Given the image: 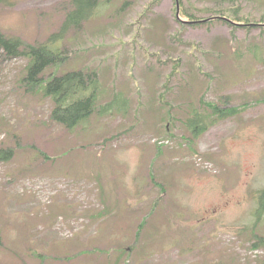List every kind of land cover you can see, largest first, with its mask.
<instances>
[{
	"label": "rangeland",
	"instance_id": "obj_1",
	"mask_svg": "<svg viewBox=\"0 0 264 264\" xmlns=\"http://www.w3.org/2000/svg\"><path fill=\"white\" fill-rule=\"evenodd\" d=\"M152 1L100 0L65 35L68 59L55 74L95 70L98 104L116 106L72 132L50 121V100L19 84L26 60L0 52V147L15 149L0 161V264H264V248L251 249L243 231L264 237V215L253 217L264 188V37L240 30L234 40L223 24L176 36L173 0ZM215 2L184 0L196 17ZM236 4L264 16V0ZM71 8L70 0H0V29L44 43ZM254 46L257 60L247 54ZM168 57L180 60L175 71ZM200 98L245 108L187 145ZM154 138L172 143L157 147ZM103 206L106 215L90 217ZM132 244L129 258L116 257Z\"/></svg>",
	"mask_w": 264,
	"mask_h": 264
},
{
	"label": "trees",
	"instance_id": "obj_2",
	"mask_svg": "<svg viewBox=\"0 0 264 264\" xmlns=\"http://www.w3.org/2000/svg\"><path fill=\"white\" fill-rule=\"evenodd\" d=\"M155 1L153 0L150 6L155 4ZM70 4L72 8L65 13L59 30L53 33L44 43H28L20 37L8 36L0 29V51L3 58H24L26 60V66L19 84L25 88V93H33L42 99L50 100L52 104L49 116L50 121L56 123L66 131H72L79 125L84 124L97 111L96 104L101 85L95 70L80 69L68 71L61 75L55 74V70L64 65L68 59L65 49L61 47L65 35L68 34L69 30L79 31L83 27L84 22L91 19L90 16L93 14L95 7L100 4V0H70ZM209 12L210 15L207 17H196L194 14L188 12L184 0H173V19L180 28L176 36L180 35L181 31L190 26L209 27L214 24H223L229 28V32L234 40L235 34L240 30L246 34L257 30L259 36L264 37V16L257 19L251 13H242V6L236 4V0H216L215 5L209 9ZM186 45L192 51L197 50L196 45L192 43H186ZM254 48L252 50L248 48L247 54L257 60L261 54L257 50V46H254ZM167 61L175 63L173 71L176 70L180 63L179 59L171 60L169 57ZM196 61L198 62V60ZM48 68H53L54 73L50 77L44 78V72ZM198 70L199 73L206 76L208 85L212 83V77L207 73H202L199 63ZM173 71L171 75H173ZM170 77L168 75L167 80ZM164 95V92L159 94L160 100L163 99ZM114 101L112 99L110 105ZM199 105L202 112L193 111L187 120L186 128L191 135L189 137L184 136V138L189 145L194 144L201 135L218 122L237 116L245 108V105L221 108L220 105L206 101L205 98H200ZM4 126V124H0V127ZM14 153L15 149L11 147H0V161L9 162ZM40 154L45 159H51L43 153ZM103 212H100L99 215ZM263 215L264 189L257 196V207L254 217L257 222H260ZM145 224L142 219L135 232L136 238H139ZM245 230L243 231L245 232ZM254 231L255 229L249 230V236H247L248 240H253L250 246L251 249L264 248V237L258 236ZM133 248H135L134 244L127 249H119L116 257L118 259L129 258Z\"/></svg>",
	"mask_w": 264,
	"mask_h": 264
}]
</instances>
